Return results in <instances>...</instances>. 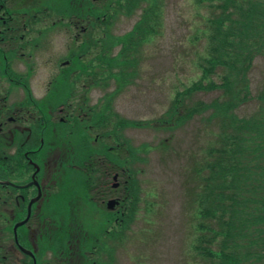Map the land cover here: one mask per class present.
<instances>
[{
    "label": "flooded vegetation",
    "instance_id": "flooded-vegetation-1",
    "mask_svg": "<svg viewBox=\"0 0 264 264\" xmlns=\"http://www.w3.org/2000/svg\"><path fill=\"white\" fill-rule=\"evenodd\" d=\"M107 17V0H0V264H106L108 249L116 262L122 241L108 235L132 175L112 102V120L95 119Z\"/></svg>",
    "mask_w": 264,
    "mask_h": 264
},
{
    "label": "trees",
    "instance_id": "trees-1",
    "mask_svg": "<svg viewBox=\"0 0 264 264\" xmlns=\"http://www.w3.org/2000/svg\"><path fill=\"white\" fill-rule=\"evenodd\" d=\"M193 1L206 10V13L197 11V21L188 24L192 30L187 35L194 56L191 63L199 75L175 91L163 115L153 120V126L175 129L194 115L208 112L205 119L217 128L202 161L193 155L192 165L182 172L188 178L184 187L188 190L189 213L193 218L190 246L195 251L193 259L199 258L193 263L264 264V85L255 96L259 103L252 114L239 117L234 112L249 99L248 71L254 57L264 55V0ZM160 2L107 0L108 23L118 14L128 16L140 9L139 18L129 31L113 37L111 42L104 40L101 46L107 55L99 63V69L105 64L106 79H114L116 83L114 90L137 76L144 47L160 32ZM117 43L119 52L112 55V46ZM212 90H220V95L209 102H187L197 91ZM113 93H107L106 107L94 110L95 119L105 117L103 111H113L110 99ZM116 117L112 132L117 126L136 125L133 120ZM124 142L127 150L123 161L132 175L131 187L119 225L108 235L122 242L129 238L127 231L137 217L140 200L137 169L132 168L140 159V149L125 139ZM76 155L84 159L88 152L79 150ZM108 159H116L115 151H108ZM147 209L152 211V202ZM111 218L103 214L98 222L104 224ZM106 264H114L111 249Z\"/></svg>",
    "mask_w": 264,
    "mask_h": 264
},
{
    "label": "rangeland",
    "instance_id": "rangeland-1",
    "mask_svg": "<svg viewBox=\"0 0 264 264\" xmlns=\"http://www.w3.org/2000/svg\"><path fill=\"white\" fill-rule=\"evenodd\" d=\"M159 6L160 32L144 47L137 76L111 97L113 110L136 122L120 131L122 139L140 149V159L132 165L137 169L135 177L140 187L137 217L127 231L129 238L118 249L116 264H194L199 261L198 257L193 259L195 251L190 246L193 218L189 213L188 190L184 187L188 178L182 172L192 165L193 155L202 161L217 128L205 119L208 112L196 114L169 130L154 128L150 121L163 115L177 89L198 77V69L191 63L194 56L187 39L192 32L188 24L197 21V11L206 13V10L193 0H161ZM139 15L140 9L128 16L116 15L108 32L122 35L131 29ZM119 46L114 47L113 53ZM45 75L46 72L39 73L37 86H34L36 95L43 91L40 81ZM108 79L106 91L110 92L116 83ZM248 79L249 99L234 110L239 117H247L257 109L259 101L255 96L264 85V55L254 57ZM88 93L91 103L95 104L104 89L96 88ZM219 95L220 90L197 91L187 102H209ZM151 202L152 211H148Z\"/></svg>",
    "mask_w": 264,
    "mask_h": 264
}]
</instances>
